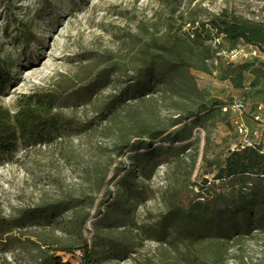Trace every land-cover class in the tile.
<instances>
[{"label": "rangeland", "instance_id": "rangeland-1", "mask_svg": "<svg viewBox=\"0 0 264 264\" xmlns=\"http://www.w3.org/2000/svg\"><path fill=\"white\" fill-rule=\"evenodd\" d=\"M223 13L264 25V0H0V108L58 98L56 128L0 152V264L85 245L97 264H264L262 212L189 225L170 214L187 196L232 207L245 191L215 182L217 166L242 146L264 151V71L240 90L231 73L259 70L256 50L232 59L216 43L206 72L157 62Z\"/></svg>", "mask_w": 264, "mask_h": 264}, {"label": "trees", "instance_id": "trees-1", "mask_svg": "<svg viewBox=\"0 0 264 264\" xmlns=\"http://www.w3.org/2000/svg\"><path fill=\"white\" fill-rule=\"evenodd\" d=\"M216 42L230 54L237 53L241 46L252 48L258 53L259 60L255 62H259V70L254 67L255 63L231 69V73L234 74L232 82L237 90L243 88L247 75L258 77L260 71L261 73L264 71V25L228 13H223L206 24L192 25L185 37L175 38L168 45L166 52L157 62L167 73L185 72L190 69L206 72L207 64L218 55L213 48ZM155 67L156 65L152 64L143 74ZM166 82L167 80H164L163 84ZM5 85L6 83L3 87ZM57 104L56 95L36 94L22 98L15 115L0 108V152H10L19 140L33 137L40 131L56 128L57 121L53 113ZM214 106L218 107L219 104ZM144 147V144H135L131 151L137 153L143 151ZM213 174L210 172L207 176ZM214 181L231 189L241 188L245 192L238 194L232 207L225 205L223 211H217V205L209 208L196 204L187 196L171 208V216L189 225L191 222L205 224H215L223 220L231 222L240 217L250 220L256 212L264 214L263 148L242 146L236 151H229L223 162L217 166ZM203 194L204 192L200 196ZM51 252V256L44 264H97L92 250L87 245L79 249L64 248Z\"/></svg>", "mask_w": 264, "mask_h": 264}, {"label": "built area", "instance_id": "built-area-1", "mask_svg": "<svg viewBox=\"0 0 264 264\" xmlns=\"http://www.w3.org/2000/svg\"><path fill=\"white\" fill-rule=\"evenodd\" d=\"M217 44H219L218 42H216ZM242 53H235V54H232V59H236V58H238V57H240V55H241ZM251 58H258V53H257V51H253L252 52V54H251ZM241 133L243 134V131H241Z\"/></svg>", "mask_w": 264, "mask_h": 264}]
</instances>
